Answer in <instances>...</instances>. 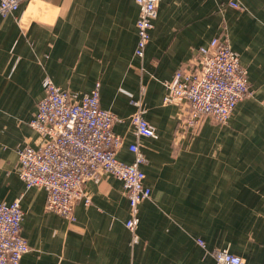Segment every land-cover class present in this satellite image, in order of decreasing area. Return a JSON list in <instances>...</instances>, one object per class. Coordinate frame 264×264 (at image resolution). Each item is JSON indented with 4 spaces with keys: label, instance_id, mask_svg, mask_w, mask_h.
<instances>
[{
    "label": "crops",
    "instance_id": "1",
    "mask_svg": "<svg viewBox=\"0 0 264 264\" xmlns=\"http://www.w3.org/2000/svg\"><path fill=\"white\" fill-rule=\"evenodd\" d=\"M227 1L159 0L141 60L135 0H26L0 16V202L19 199L23 210L29 250L19 264H215L197 238L264 264V0ZM222 32L253 92L225 123L204 117L175 139L182 107L163 102L164 83ZM45 77L79 94L99 84V105L122 118L113 130L124 162L133 160L130 115L140 107L155 129L138 139L151 195L139 204L135 243L113 176L85 184L91 202L77 201L73 219L46 210V191L19 179L18 149L39 141L29 121Z\"/></svg>",
    "mask_w": 264,
    "mask_h": 264
},
{
    "label": "built area",
    "instance_id": "2",
    "mask_svg": "<svg viewBox=\"0 0 264 264\" xmlns=\"http://www.w3.org/2000/svg\"><path fill=\"white\" fill-rule=\"evenodd\" d=\"M26 0H0V16L15 12ZM159 0H135L138 6L135 21L137 41L134 55L142 59L150 38L156 5ZM239 8V0H228ZM165 104L182 107L177 121L176 137H187L201 119L209 117L221 124L231 116L236 104L253 92L237 52L231 50L225 33L199 47L187 61L181 63L172 78L165 82ZM43 95L29 126L39 139L37 146L18 149L17 174L26 188L37 186L46 191L45 209L73 219L77 201L91 202L85 193L87 182H99L109 174L121 182L129 204V218L125 226L132 233V243L139 224V204L150 198L151 191L144 184L141 164L145 157L138 139L155 137V129L138 109L129 117L135 141L128 145L133 154L129 163L116 154L123 139L114 132L115 123L122 120L99 105V84L84 93L69 92L54 84L48 77L42 81ZM137 105L139 103L135 102ZM23 210L19 199L0 202V264H19L29 250L21 234ZM196 242L215 264H244L241 257L228 249H208L202 239Z\"/></svg>",
    "mask_w": 264,
    "mask_h": 264
}]
</instances>
